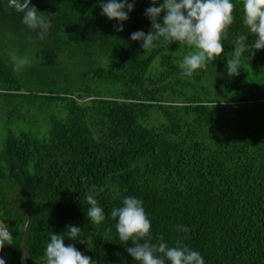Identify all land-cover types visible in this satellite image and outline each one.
Wrapping results in <instances>:
<instances>
[{
  "label": "trees",
  "instance_id": "1",
  "mask_svg": "<svg viewBox=\"0 0 264 264\" xmlns=\"http://www.w3.org/2000/svg\"><path fill=\"white\" fill-rule=\"evenodd\" d=\"M101 2L31 0L51 20L40 39L14 0H0V30L34 59L21 75L0 53V224L13 235L5 264H20L26 209V264H45L52 232L95 264H139L111 217L126 196L143 202L153 243L179 239L205 264H264V49L241 57L238 75L226 72L248 31L242 0H232L224 52L190 79L178 67L187 46L161 38L143 52L130 38L151 31V0H135L123 31L101 15ZM93 185L105 215L99 225L86 217ZM68 225L92 241L67 239Z\"/></svg>",
  "mask_w": 264,
  "mask_h": 264
},
{
  "label": "clouds",
  "instance_id": "2",
  "mask_svg": "<svg viewBox=\"0 0 264 264\" xmlns=\"http://www.w3.org/2000/svg\"><path fill=\"white\" fill-rule=\"evenodd\" d=\"M134 2L129 0H107L101 2V15L109 20L121 22L116 28L123 31V22L129 19L128 13L134 8ZM158 0H151L152 6L145 10V15L151 21V31L144 33L136 31L131 34L132 41H141L143 52H149L157 47L156 41L163 38V42L171 45L178 43L187 46L188 51L179 62L181 77L192 78L198 70L206 69L224 52L222 40L228 34L229 26L234 21L235 5L232 0H163L157 7ZM13 6L23 12L22 24L30 30L39 29V37L43 39L51 27V20L45 18L43 13L31 5V0H14ZM242 21L247 28V34L239 35L234 43L231 58L227 60L226 72L229 77L239 74L241 57L247 60L255 56L257 50L264 49V0H242ZM161 13H164L161 21ZM248 35L255 37L253 42H247ZM251 55L245 57L244 53ZM13 64V71L19 72L29 63L26 57L18 56L15 52L9 53ZM86 194L85 200L89 207L86 217L91 224L99 225L104 219V210L96 199L95 186ZM100 192L104 189L100 188ZM111 217L116 220L115 228L117 238L121 244L131 241L134 247H127L126 251L139 264H205L202 255L187 244L177 239L174 246H169L163 236L152 242L151 221L145 212L143 202L133 196L123 198L122 206L113 208ZM177 231L187 232L182 225H176ZM81 229L68 225L67 239L78 240L79 243L88 244L87 239H79ZM108 232L111 229L107 230ZM12 231L3 223L0 224V251L6 244L11 245ZM64 235L50 233V241L44 253L45 264H95V262L75 245L65 246ZM0 264H5L0 258Z\"/></svg>",
  "mask_w": 264,
  "mask_h": 264
},
{
  "label": "rangeland",
  "instance_id": "3",
  "mask_svg": "<svg viewBox=\"0 0 264 264\" xmlns=\"http://www.w3.org/2000/svg\"><path fill=\"white\" fill-rule=\"evenodd\" d=\"M16 37L13 35H9L7 30H0V53L2 54L4 61L8 63V65L13 69V64L10 59L9 53L10 52H15L18 56L21 57H26L29 61L27 65H25L21 71L16 72L13 71L16 74H21V75H30L32 72V69L34 67V59L32 57L31 52H27L26 50H22L23 46L19 44V42H16ZM26 48V46H24ZM21 112L27 116V111H32L30 107H23L20 109ZM3 115V108L0 105V117Z\"/></svg>",
  "mask_w": 264,
  "mask_h": 264
},
{
  "label": "water",
  "instance_id": "4",
  "mask_svg": "<svg viewBox=\"0 0 264 264\" xmlns=\"http://www.w3.org/2000/svg\"><path fill=\"white\" fill-rule=\"evenodd\" d=\"M25 213L27 214V222H26V224L24 226L22 240H21V259H20V264H26L25 242H26L27 227H28V224H29V221H30V216H29L28 209L25 210ZM0 258L3 259L1 251H0Z\"/></svg>",
  "mask_w": 264,
  "mask_h": 264
}]
</instances>
